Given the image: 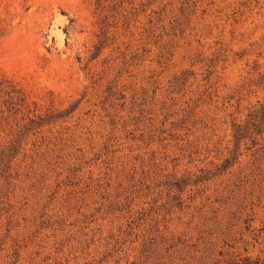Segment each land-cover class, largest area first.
I'll list each match as a JSON object with an SVG mask.
<instances>
[{"label": "rangeland", "instance_id": "obj_1", "mask_svg": "<svg viewBox=\"0 0 264 264\" xmlns=\"http://www.w3.org/2000/svg\"><path fill=\"white\" fill-rule=\"evenodd\" d=\"M121 1L128 22L92 60L95 0H0V85L28 99L16 113L0 92V152L29 110L66 114L28 134L10 178L0 171V264L264 257V132L208 175L264 100V0H201L177 38L179 0Z\"/></svg>", "mask_w": 264, "mask_h": 264}, {"label": "trees", "instance_id": "obj_2", "mask_svg": "<svg viewBox=\"0 0 264 264\" xmlns=\"http://www.w3.org/2000/svg\"><path fill=\"white\" fill-rule=\"evenodd\" d=\"M157 0H150V5L155 3ZM201 0H179V7L172 10L171 22L169 24V32L167 36H173L177 38L179 35L185 33V30L191 24L192 16L195 14V11L199 5ZM95 4L97 5V9L100 10V14L97 21L98 26V34L97 37V44L94 46L95 54L92 57V60L98 58L103 51L108 47L109 44H114L115 39L117 38L118 30L120 27V23L122 22L124 25L127 24L128 17L130 13L127 11L126 8H122V1L121 0H95ZM149 5V6H150ZM124 12V13H122ZM132 13V12H131ZM162 12H154L155 15H158V21H161L160 16ZM123 19H122V18ZM152 19L149 20L148 24L150 27L145 30L147 35H153L154 30L152 29ZM163 31H165V28ZM160 37V36H158ZM112 40L111 43H108ZM114 41V42H113ZM166 49V48H165ZM176 84L180 88L185 85L186 79L183 77L177 78ZM0 85V92L3 93L8 99L4 100L5 106H8V111L15 110L14 112H19L20 110H26V102L27 97L21 92L15 89L12 85ZM109 96H119L122 99H125V95L122 93H112L109 89ZM1 104V102H0ZM66 114L62 112H58L57 110H50L49 113L44 114L40 109H35L33 111H28L24 114L23 120H27L28 123L22 127H19L17 133L14 137L5 145L0 152V171L1 176L6 178H10V176H5L8 171L11 169V163L16 158L19 148H24L27 140L32 131L40 130L41 132L45 127H47L50 123L53 122L52 119L60 120L65 117ZM52 120V121H51ZM234 141H235V148L230 151V157L226 158L224 163L216 169V173H208V175L212 174V177L222 175L229 168L233 167L234 164L237 163L239 157H237V153L240 148V144L243 141H250L251 144L254 146L257 144L258 138L264 132V100L259 102L258 105L253 108L247 118V122L245 125L236 124L234 126ZM38 132V133H39ZM205 178V177H204ZM204 178L198 179L197 181H192V184L197 185L199 182L205 180ZM210 179V178H208ZM207 179V180H208ZM189 179H179L175 180L173 183L170 184L171 187H174L180 194L181 197L184 194L186 187L190 185ZM179 194V195H180ZM180 196L173 197V200L176 201V206L179 208L184 207V202L181 200ZM168 245L171 244L172 239H165V237H161ZM154 240V239H151ZM179 243H182L181 240H178ZM184 244V243H182ZM173 245L170 246V249H173ZM222 256V255H221ZM222 262H217L216 264H221ZM224 264H264V257H230L227 261L223 262Z\"/></svg>", "mask_w": 264, "mask_h": 264}]
</instances>
